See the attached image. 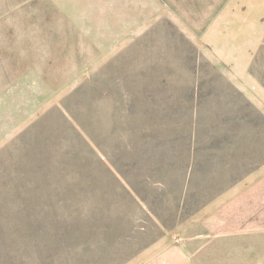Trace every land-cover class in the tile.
Returning a JSON list of instances; mask_svg holds the SVG:
<instances>
[{
    "label": "rangeland",
    "instance_id": "1",
    "mask_svg": "<svg viewBox=\"0 0 264 264\" xmlns=\"http://www.w3.org/2000/svg\"><path fill=\"white\" fill-rule=\"evenodd\" d=\"M0 264H264V0H0Z\"/></svg>",
    "mask_w": 264,
    "mask_h": 264
}]
</instances>
